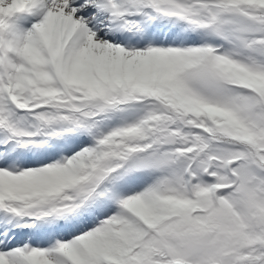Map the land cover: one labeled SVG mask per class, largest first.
<instances>
[{"label":"snow or ice","instance_id":"snow-or-ice-1","mask_svg":"<svg viewBox=\"0 0 264 264\" xmlns=\"http://www.w3.org/2000/svg\"><path fill=\"white\" fill-rule=\"evenodd\" d=\"M0 264H264V0H0Z\"/></svg>","mask_w":264,"mask_h":264}]
</instances>
